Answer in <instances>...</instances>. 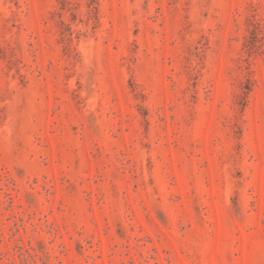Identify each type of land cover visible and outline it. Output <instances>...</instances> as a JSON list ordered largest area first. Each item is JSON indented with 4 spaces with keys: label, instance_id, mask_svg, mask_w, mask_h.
Returning <instances> with one entry per match:
<instances>
[{
    "label": "rangeland",
    "instance_id": "1",
    "mask_svg": "<svg viewBox=\"0 0 264 264\" xmlns=\"http://www.w3.org/2000/svg\"><path fill=\"white\" fill-rule=\"evenodd\" d=\"M0 264H264V0H0Z\"/></svg>",
    "mask_w": 264,
    "mask_h": 264
}]
</instances>
